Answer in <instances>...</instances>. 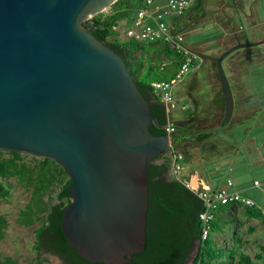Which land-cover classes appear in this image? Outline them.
<instances>
[{
  "label": "water",
  "instance_id": "95a60500",
  "mask_svg": "<svg viewBox=\"0 0 264 264\" xmlns=\"http://www.w3.org/2000/svg\"><path fill=\"white\" fill-rule=\"evenodd\" d=\"M117 1L0 0V152L65 171L62 233L82 259L102 264L143 251L148 167L176 147L174 135L150 133L158 123L123 58L83 27ZM259 43L215 59L226 121L233 98L222 62Z\"/></svg>",
  "mask_w": 264,
  "mask_h": 264
},
{
  "label": "trees",
  "instance_id": "16d2710c",
  "mask_svg": "<svg viewBox=\"0 0 264 264\" xmlns=\"http://www.w3.org/2000/svg\"><path fill=\"white\" fill-rule=\"evenodd\" d=\"M144 1L118 0L108 12L96 15L86 21L83 27L123 58L158 123L159 127L150 125V133L163 136L166 135L163 126L170 118L166 105L154 93L152 84L174 76L179 66V56L165 44L121 40L117 31L119 22L126 20L133 23ZM135 52H138V57L134 56ZM157 53H162L171 60L174 70L171 74H167V70L160 67L159 59L155 56ZM174 128L182 130L179 126ZM175 140L178 141V138ZM165 155L167 152L161 155L163 158H154V162L148 167L145 247L139 254H134L131 262L127 264H186L192 257L194 247L196 255L192 264H258L241 253L238 254L239 261L235 263V252L232 249L227 252L217 251L210 236L204 241L201 240L202 224L198 216L203 210L202 203L196 193L185 186V182L168 174L170 163ZM22 158L20 154L0 152V200L9 196L11 179L22 188H31V203L19 213L17 222L24 227L41 222L35 232V248L38 253L41 254L40 249L44 247L46 252L60 257L64 264H102L82 259L69 246L62 233V214L69 203L67 191L70 185L65 171L50 159L31 157L32 162L25 163ZM54 185L59 188L56 194L58 202L50 203V196L43 202L42 198L52 192ZM230 208L231 205L219 208L215 220L210 224V233L222 230L218 214ZM241 211L246 217L260 218L264 223V216L255 207H243ZM6 226V219L0 216V240ZM0 264H13V261L6 257L0 259Z\"/></svg>",
  "mask_w": 264,
  "mask_h": 264
},
{
  "label": "crops",
  "instance_id": "0c3cea01",
  "mask_svg": "<svg viewBox=\"0 0 264 264\" xmlns=\"http://www.w3.org/2000/svg\"><path fill=\"white\" fill-rule=\"evenodd\" d=\"M167 1L153 0L158 5H164ZM196 1L199 5L203 1V9H199V12L193 9L194 1L191 0V8L181 16L168 20L172 32L182 33L183 37L187 34L188 43L184 39V44L195 56V60L198 56L207 58L202 65L206 70V77H198V67L194 63V73L182 80H185L182 86L183 97L190 102L192 115L175 120L174 104L167 106L170 121L182 129L181 140H176L175 147L184 157L181 176L184 178L181 179L194 187L211 190L223 187L231 180L232 190L252 200L256 204L255 209L261 211L264 208V108H260L264 106V0H214L212 3L209 0ZM122 24L124 32L132 26L131 21H122ZM205 31L211 33L199 35L205 34ZM256 42L260 43L235 54L231 53L222 62V65L224 62L226 64L223 70L233 98L232 114L226 121L220 81L215 67L210 63L237 43ZM155 56L159 59L160 67L167 70V74L174 71L171 60L164 54L157 53ZM245 67L254 69L256 73L259 70L258 76L254 79L251 76L247 81L241 82L239 76ZM205 86L209 92L207 96H203ZM180 95V92L175 94L173 103ZM205 97L207 100L204 102ZM181 109L185 110V106ZM253 114L256 117L251 120ZM208 161H211L210 164ZM195 162L199 165L193 166L194 170L190 171L192 168L186 166ZM237 208L243 207L231 205L230 209L220 211L218 216L224 217ZM241 214L245 217L243 212Z\"/></svg>",
  "mask_w": 264,
  "mask_h": 264
},
{
  "label": "rangeland",
  "instance_id": "374dc122",
  "mask_svg": "<svg viewBox=\"0 0 264 264\" xmlns=\"http://www.w3.org/2000/svg\"><path fill=\"white\" fill-rule=\"evenodd\" d=\"M209 1L210 3H212V1L214 0H209ZM192 2H193L192 3L193 9L198 10V12L200 11L199 9H203L202 8L203 1L201 2V5L196 3L197 2L196 0H192ZM190 4H191V0H190ZM105 12H108V9ZM174 17L177 16H173L172 18ZM124 22H130V21L125 20ZM122 27L123 24L121 21L118 23L117 31L120 33V39L126 40V37L124 35L125 32L123 30L124 28ZM211 31L210 32L205 31L206 32L205 34H199V35H206L207 33L210 34ZM184 36H185L184 37L185 42L188 43L189 38L187 37V34ZM241 50L242 49H238L234 51L233 54ZM134 56L138 57L139 56L138 52H135ZM206 59L207 58L205 57L198 56V58H196L195 60V64L198 67L196 70L198 71V77L200 79L206 77V70L204 69V67H202L203 61ZM210 64L211 66H214L215 67L214 69L216 70L215 62H211ZM222 66L223 68H226L225 62L223 63ZM193 68L194 66L190 67V72L188 76H191V74L194 73L195 70H193ZM253 70L254 69H250L247 67L243 68L239 76L240 81L241 82L247 81V79H250L251 76L252 79L257 77L258 76L257 73H259V70H257L258 71L257 73L256 71ZM252 72L253 74H251ZM184 81H181L175 88L176 93L180 92L181 94L179 98L176 97L175 103L172 102V105L174 104L173 118L175 120L177 119L181 120L183 117L185 118L192 115L191 110L189 109L190 102L187 101V98L183 97L182 86L184 84ZM205 88H206V92L203 93V96L204 95L207 96L209 94L207 86H205ZM176 93H174L173 101H175ZM155 94L157 95L158 98H160L159 93H155ZM206 100L207 98L205 97L204 102ZM201 104L203 105L202 102ZM182 106H185V110L181 109ZM260 108L263 109L264 106ZM262 116H264V113ZM254 117L256 116H254L253 114L251 120H254ZM258 135H260L259 136L260 138L262 137L261 134ZM182 149L183 147L182 145H180V150ZM22 157H23L22 158L23 162L25 163L32 162V160L30 159L31 157L25 155H22ZM161 158H163V156H161ZM210 162L208 164H210ZM195 163H193L194 165L190 163L191 166L188 165L186 167L192 168L190 169V171H193L194 170L193 166L197 167L199 165V163L197 162ZM170 172H171V167L169 165L168 174H170ZM180 176H182V172H180V174L178 175V177ZM10 185L11 188L9 190V196L5 199L0 200V216H3L7 221V226L4 229V235L0 240V259L2 260L6 257H10V259L13 261V264H50L46 258L38 257L39 253L35 248L36 240H37L35 232L36 229L40 226L41 222L37 221L36 223H34L29 227L21 226L17 222L19 213L25 209L26 205L31 203V188L20 187L14 179L10 180ZM58 190H59L58 186L54 185L52 187V192L48 193L46 196L42 198L43 202H46L48 196H50V203H57L58 201L56 199V194L58 193ZM241 210H242L241 208L239 209L237 208L233 213L230 212L228 215L224 217H222V215L219 216V219H221L219 225L222 227V230L215 233H210L209 235L210 239L213 241V246L217 251L219 250L220 252H227L228 250L232 249L235 252V256H234L235 263L239 261L238 254L241 253L248 256L249 260L252 262H257L258 264H264V223H262L260 218H248L246 216L244 217L241 214L242 213ZM259 212L261 211L259 210ZM261 215L263 214L261 213ZM223 260L226 261L225 259Z\"/></svg>",
  "mask_w": 264,
  "mask_h": 264
},
{
  "label": "built area",
  "instance_id": "2783aa9c",
  "mask_svg": "<svg viewBox=\"0 0 264 264\" xmlns=\"http://www.w3.org/2000/svg\"><path fill=\"white\" fill-rule=\"evenodd\" d=\"M190 6V0H168L164 5H158L153 0H145L143 6L137 11L132 26L124 35L127 40L133 39L140 42L152 44H165L179 56V66L174 76L166 81H159L152 84L154 93H159L160 100L166 107L173 102V89L190 72L194 66L195 56L192 55L184 44L182 33H174L169 27L168 20L173 16H179L186 12ZM165 132L168 137L175 134L174 124L169 120L165 125ZM169 159L171 172L170 176L182 180L183 155L175 148H171L165 155ZM187 188L196 193L202 201V213H199V220L202 224L201 240L204 241L210 234V224L215 220V214L222 206L255 207L256 204L240 192L234 191L233 183L228 180L225 186L216 190L205 187H194L190 182L184 183ZM257 185V182H254ZM264 216V208H261Z\"/></svg>",
  "mask_w": 264,
  "mask_h": 264
},
{
  "label": "flooded vegetation",
  "instance_id": "af4514ba",
  "mask_svg": "<svg viewBox=\"0 0 264 264\" xmlns=\"http://www.w3.org/2000/svg\"><path fill=\"white\" fill-rule=\"evenodd\" d=\"M174 136L176 138H178V140H181L180 138L182 137V133L180 131L176 130ZM193 250H194V252L191 253V256L192 257L190 258L191 261L193 260V257L196 255V249H195V247L193 248ZM40 252L42 253V255H44L46 257L47 260H49V258H55L60 264H64L63 263V260L60 257H58L56 255H53L51 253L46 252L44 247H41Z\"/></svg>",
  "mask_w": 264,
  "mask_h": 264
}]
</instances>
